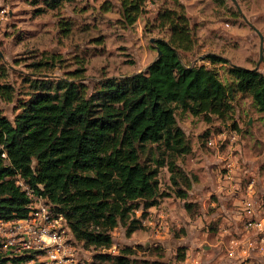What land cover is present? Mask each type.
Instances as JSON below:
<instances>
[{
  "label": "rangeland",
  "instance_id": "374dc122",
  "mask_svg": "<svg viewBox=\"0 0 264 264\" xmlns=\"http://www.w3.org/2000/svg\"><path fill=\"white\" fill-rule=\"evenodd\" d=\"M237 2L241 11L234 0H146L137 21L128 24L120 0H74L54 9L44 0H0V86L12 89L10 95L0 88V113L14 120L35 85L47 79H78L91 89L104 77L145 70L158 57L151 39L170 37L169 26L160 21L167 8L190 17L196 41L180 51L185 64L206 63L227 83L230 64L264 73V0ZM208 53L229 63L212 64L204 58ZM232 104L226 118L176 109L191 151L176 155L165 146L154 148L165 161L158 174L160 203L131 213L141 226L130 234L120 222L111 248L79 245L78 264H110L97 255H116L126 246L137 264H264V256L232 258L227 248L232 235L226 230L234 226L237 208L235 194L225 189L228 162L234 163L241 194L250 180L264 185V111L240 92Z\"/></svg>",
  "mask_w": 264,
  "mask_h": 264
},
{
  "label": "trees",
  "instance_id": "16d2710c",
  "mask_svg": "<svg viewBox=\"0 0 264 264\" xmlns=\"http://www.w3.org/2000/svg\"><path fill=\"white\" fill-rule=\"evenodd\" d=\"M44 1L54 9L74 0ZM120 1L125 22L134 24L146 0ZM160 21L169 26L170 37L157 38L162 54L145 70L104 77L91 89L78 79H47L35 85L14 120L0 113V218L29 214L20 177L66 215L79 243L111 248L112 231L120 222L130 234L141 226L139 219H130L131 213L160 203L158 174L165 161L154 148L165 146L176 155L191 151L177 108L226 118L234 94L240 92L252 96L264 111L262 71L230 64L232 82L227 83L206 63L185 64L180 51L192 49L196 41L190 17L184 10L167 8ZM204 58L212 64L229 63L215 53ZM0 88L11 95L9 86ZM174 166L172 161V172ZM183 248L181 259L186 257ZM133 253L126 246L116 255L97 257L110 264H137ZM18 260L0 249V264Z\"/></svg>",
  "mask_w": 264,
  "mask_h": 264
},
{
  "label": "built area",
  "instance_id": "2783aa9c",
  "mask_svg": "<svg viewBox=\"0 0 264 264\" xmlns=\"http://www.w3.org/2000/svg\"><path fill=\"white\" fill-rule=\"evenodd\" d=\"M236 141V136L230 138ZM215 140H210L213 145ZM225 178H233L234 163H228ZM18 183L29 198V214L0 218V249L20 260L14 264H78L79 245L66 215L23 178ZM251 183V184H250ZM236 203L238 231L233 232L228 251L232 258L264 256V193L253 191V181ZM109 249V248H104Z\"/></svg>",
  "mask_w": 264,
  "mask_h": 264
},
{
  "label": "crops",
  "instance_id": "0c3cea01",
  "mask_svg": "<svg viewBox=\"0 0 264 264\" xmlns=\"http://www.w3.org/2000/svg\"><path fill=\"white\" fill-rule=\"evenodd\" d=\"M230 162V161H229ZM228 162V163H229ZM232 162V161H231ZM235 176V175H234ZM226 179V190H227V192H229V191H232V193L233 194H235L234 195V199L235 200H237V202H235V205H236V203H238L239 201H238V198L242 195L241 194V191H239L240 189H239V185H240V182L239 181H236V182H234V180H235V178L233 177V178H231V179H227V178H225ZM238 179V178H237ZM251 181H253V191H257L258 193H260V194H263L264 193V185L263 186H259V185H255V181L254 180H250L249 182H247V185L245 186L246 187V189H245V191H248L247 190V187H248V185H250L251 183ZM250 183V184H249ZM259 186V187H258ZM237 206V205H236ZM233 222H234V226H232V227H230V228H227V230H226V232H229V235L230 234H232L233 232H235V231H238V227H239V223H237V221H236V211L234 212V216H233ZM229 246H227V248H228ZM260 257H263V256H258V257H256L255 256V258H260Z\"/></svg>",
  "mask_w": 264,
  "mask_h": 264
},
{
  "label": "water",
  "instance_id": "95a60500",
  "mask_svg": "<svg viewBox=\"0 0 264 264\" xmlns=\"http://www.w3.org/2000/svg\"><path fill=\"white\" fill-rule=\"evenodd\" d=\"M234 2L236 3V5L238 6V8L241 11V8H240L239 3L237 2V0H234ZM156 40H157L156 38H152L151 39L152 42H156ZM161 54H162V51L158 48V57L157 58H159L161 56Z\"/></svg>",
  "mask_w": 264,
  "mask_h": 264
}]
</instances>
